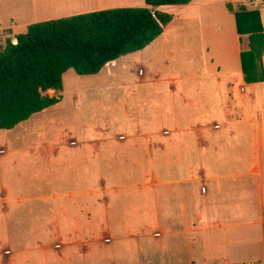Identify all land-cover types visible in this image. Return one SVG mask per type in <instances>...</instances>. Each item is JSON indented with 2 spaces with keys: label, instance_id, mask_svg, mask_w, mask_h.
<instances>
[{
  "label": "crops",
  "instance_id": "1",
  "mask_svg": "<svg viewBox=\"0 0 264 264\" xmlns=\"http://www.w3.org/2000/svg\"><path fill=\"white\" fill-rule=\"evenodd\" d=\"M30 1L44 21L146 7L144 0ZM238 1L154 8L173 19L151 44L96 75H70L75 105L83 92H116L96 125L76 121L50 131L28 124L31 116L2 131L10 135L0 136L4 218L25 206L48 208L52 218L41 225L45 228H0V264H175L187 247L189 258L196 259L190 264H264V80H243L240 55L249 43L237 33ZM262 8L257 11L264 39ZM261 64L264 73V50ZM61 94L62 89L47 91L59 102L40 114L60 107ZM112 113L120 117L119 130L109 119ZM122 133L162 138L165 143L148 146L150 158L155 151L178 153L163 168L188 172L107 181L99 175L102 157L118 152L110 143ZM186 139L194 145H185ZM205 151L213 153V163ZM116 184L129 187L106 188ZM91 199L114 201L105 212V221L111 215L114 224L90 228Z\"/></svg>",
  "mask_w": 264,
  "mask_h": 264
},
{
  "label": "trees",
  "instance_id": "2",
  "mask_svg": "<svg viewBox=\"0 0 264 264\" xmlns=\"http://www.w3.org/2000/svg\"><path fill=\"white\" fill-rule=\"evenodd\" d=\"M193 0H144V8H117L31 24L0 48V130L6 131L55 106L46 95L60 91L68 71L98 74L108 63L143 50L158 38L173 17L153 11L188 5ZM237 33L247 37L241 52L246 84L262 82L263 28L257 10L235 13Z\"/></svg>",
  "mask_w": 264,
  "mask_h": 264
},
{
  "label": "rangeland",
  "instance_id": "3",
  "mask_svg": "<svg viewBox=\"0 0 264 264\" xmlns=\"http://www.w3.org/2000/svg\"><path fill=\"white\" fill-rule=\"evenodd\" d=\"M115 3H126L128 0H111ZM236 11L239 10H248L255 11L261 10L264 7V0H240L235 3ZM43 19V15L39 12H35L33 8V2L30 0H0V48L4 47L7 38L15 42V36L23 34L26 32L27 27L34 23L46 22ZM3 31H9L2 33ZM2 36V37H1ZM4 37V38H3ZM243 43L246 44L247 37H243ZM77 76L73 71H68L62 77V99L60 107L52 108L50 111H47L45 114H36L33 115L28 124H35L37 126H44L50 131L61 130L67 126H72L77 124L81 126L84 122L94 123L96 125L97 120L104 119L105 111H110V104L114 102L116 92H105V90H90L89 92L80 93L81 97L80 102L75 105L70 101V93L68 88L71 85L69 82V76ZM66 79H65V77ZM79 78V77H78ZM92 82V81H91ZM94 83V82H93ZM89 85L82 84L81 87H86ZM48 95H53L52 93H47ZM119 93H117V96ZM112 123H115L116 130H119V119L118 114H110L109 117ZM116 117V118H115ZM53 123V125H48ZM102 124V122H100ZM98 123V125H100ZM1 137H6L10 135L3 134L0 131ZM123 134V133H122ZM121 135V134H120ZM116 136L115 139L112 137L111 145L115 144L118 147V152L113 155L110 152L104 153L102 159L103 163L101 164L100 174L107 181L116 180L120 182H129L133 180H138L144 176H171L177 172L187 173L188 170H176L174 168L168 167L163 168L164 162L167 159H175L178 153L172 152H163L155 151L153 159L148 151V146L163 144L165 143L162 138H143V137H129L125 136ZM213 140V137L209 138V141ZM74 142H71V145H74ZM185 145L193 146V139H186ZM108 150V149H106ZM186 155L194 157L191 152L186 151ZM204 158L213 163V153H207L206 151L202 153ZM183 154H181L182 156ZM187 156L185 159H187ZM152 160V164L150 163ZM137 166V167H136ZM94 171H97V168L94 167ZM97 175V173H96ZM128 184H116V185H106V188H112L114 186L127 188ZM97 190V189H94ZM113 191H111L112 193ZM108 193V192H107ZM106 193V194H107ZM121 193H126L125 190ZM106 203V206H104ZM114 201L107 202L90 200L89 202V211L91 214L90 228H107L108 224H114V219L110 215V222L105 221V212L108 208L113 206ZM108 204V205H107ZM29 206L18 208L15 211H11V215L8 220L4 218L5 207L0 206V228H45L41 225L48 223V220L52 217L49 216V210L34 211L33 207L26 210ZM108 214V213H107ZM109 222V223H108ZM187 241H185V246ZM184 246V247H185ZM188 248V247H187ZM182 252H179V256L174 259L175 264H190V262H195L196 259H191L188 256L187 249ZM199 257L202 256L201 251L198 250ZM195 254V253H194ZM174 258V257H173ZM172 258V259H173ZM155 259V258H154ZM161 259V258H159ZM233 262V260H231ZM158 264H168V263H158ZM197 264H204L202 261L198 260Z\"/></svg>",
  "mask_w": 264,
  "mask_h": 264
},
{
  "label": "water",
  "instance_id": "4",
  "mask_svg": "<svg viewBox=\"0 0 264 264\" xmlns=\"http://www.w3.org/2000/svg\"><path fill=\"white\" fill-rule=\"evenodd\" d=\"M14 44H16V41L15 42H13Z\"/></svg>",
  "mask_w": 264,
  "mask_h": 264
}]
</instances>
